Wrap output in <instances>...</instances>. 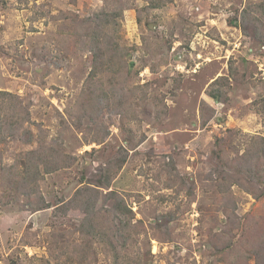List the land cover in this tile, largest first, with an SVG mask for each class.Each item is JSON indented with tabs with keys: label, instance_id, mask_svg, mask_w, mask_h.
Returning a JSON list of instances; mask_svg holds the SVG:
<instances>
[{
	"label": "rangeland",
	"instance_id": "rangeland-1",
	"mask_svg": "<svg viewBox=\"0 0 264 264\" xmlns=\"http://www.w3.org/2000/svg\"><path fill=\"white\" fill-rule=\"evenodd\" d=\"M263 2L0 0V264H260L264 183L232 178L237 162L264 176V159L236 154L264 139ZM102 9L105 48H120L95 64ZM53 149L66 160L48 171ZM106 168L102 192L131 210L106 199L94 215L125 220L119 260L73 200Z\"/></svg>",
	"mask_w": 264,
	"mask_h": 264
},
{
	"label": "trees",
	"instance_id": "trees-1",
	"mask_svg": "<svg viewBox=\"0 0 264 264\" xmlns=\"http://www.w3.org/2000/svg\"><path fill=\"white\" fill-rule=\"evenodd\" d=\"M152 1L161 2V0H152ZM263 6H264V2H263ZM105 12L106 11L102 9L94 16V18H97V19L93 22L91 29L89 33L87 34V41H86L87 49L90 50L92 57H93L92 59L94 60L95 64H96L97 59H102L108 56H112L111 58H114L116 55V52L120 48V45L117 43V41L114 44L113 48H111L110 50H107L105 48L106 46L110 45L109 41H111L110 38L112 37L111 33H109L106 29V26L110 24V21L112 19H110V16H108V14H106ZM241 15L248 16V18H250L251 16H253L252 9L244 8L242 10ZM90 21H93V19H91ZM95 64L93 65L92 70H91L92 74H95L97 72L95 70ZM229 70L230 72L228 73V76L217 77L209 84V88L206 90V93L208 96L214 99L219 98L218 95L220 94V92H219L218 86H216L217 83L220 82L221 80H228L229 78H232L233 80L236 79L233 73L234 69L230 66ZM3 92L4 91H2L1 93L0 91V94H3ZM250 138H251V141L249 142L250 144L248 145L246 150L241 155L238 152H236V154L239 155L237 158L241 157V160L243 162H245L246 158L255 159L257 160V164H258L259 160L264 159V139L263 137L259 135L251 136ZM53 152L54 154L50 155V157L46 159L45 161L46 166H47L46 169L48 171H52V170L54 171V170L61 168V166H63V163L61 162H64V160H66L64 158L63 160L59 158L60 156L55 149H53ZM122 157L125 158V156H122ZM122 162H123V159H121L120 162L117 163L118 166L122 165ZM237 164H236L237 172L233 176L232 181H236L241 185L252 183V181L254 183H259V182L264 183V176L260 175L261 174L260 172H257V170L256 172L255 171L252 172L250 170L248 173L242 172V165L239 164L238 162ZM112 174L113 173L110 172V169L106 168L104 170V173H100L99 177L88 179L87 183L83 184L84 187L77 188L76 196L73 198V200L76 201V199L78 198L77 202L80 204V206L82 205V207L85 210V212L83 213L84 219H86V221L88 219V221L90 222V225L88 227H86V224H84L82 228L83 229L89 228L88 233L92 236V238L100 236L99 239L105 241L108 247L111 248V252L114 254L113 255L114 260H117V259L119 260L121 253L120 252L118 253L116 251L115 242H113V240L110 237H112V235L116 233L115 229L117 230L118 227L125 225L124 223L125 220L120 218V222H119L120 225L118 227H112L111 225L106 227L103 223H101L99 219L95 220L94 218V215L96 214L95 212L100 207V203H104L106 199L107 200L112 199V203H114L112 207L113 211H115L116 209H119L120 212L125 214L126 216L129 213H131L130 208L126 206L123 200V196L121 197L118 196V194H116V192L113 191L112 189L107 190L106 193L102 192L103 189L105 188L107 189L110 187V183L112 180ZM243 175L247 177L248 179L245 180ZM252 190H255V189H248V191L253 193ZM259 193L260 191L258 192V194ZM128 217L129 216H127V220H128ZM83 229H81V231H83ZM121 240L122 242L120 243V246L122 248H125V245L122 244L125 241L124 238H122ZM258 249L262 251V248H258ZM258 249L255 251L254 255L257 257L258 262H261L260 264H264V258L263 256L261 257L259 255ZM259 257L262 259V261H260ZM134 263L141 264L139 259L134 260Z\"/></svg>",
	"mask_w": 264,
	"mask_h": 264
}]
</instances>
